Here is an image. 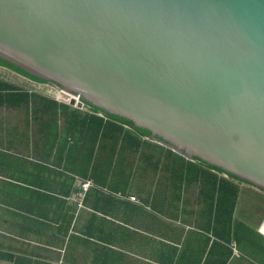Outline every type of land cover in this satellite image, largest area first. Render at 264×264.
Instances as JSON below:
<instances>
[{
    "label": "water",
    "instance_id": "obj_1",
    "mask_svg": "<svg viewBox=\"0 0 264 264\" xmlns=\"http://www.w3.org/2000/svg\"><path fill=\"white\" fill-rule=\"evenodd\" d=\"M0 58L264 192V0H0Z\"/></svg>",
    "mask_w": 264,
    "mask_h": 264
},
{
    "label": "crops",
    "instance_id": "obj_2",
    "mask_svg": "<svg viewBox=\"0 0 264 264\" xmlns=\"http://www.w3.org/2000/svg\"><path fill=\"white\" fill-rule=\"evenodd\" d=\"M0 76L32 96L5 92L0 103V264H264L263 191L242 183L234 211H220L226 191L119 171L113 141L97 152L93 181L65 139L57 89Z\"/></svg>",
    "mask_w": 264,
    "mask_h": 264
},
{
    "label": "trees",
    "instance_id": "obj_3",
    "mask_svg": "<svg viewBox=\"0 0 264 264\" xmlns=\"http://www.w3.org/2000/svg\"><path fill=\"white\" fill-rule=\"evenodd\" d=\"M0 67L34 82L50 85L48 81L38 78L2 58H0ZM13 91L24 93L26 103L32 97L23 87H18L0 76V103L5 99V92ZM54 104L65 114V139L69 143L72 142V149L76 152L74 156L78 162L86 160L88 178H92L93 181H96L92 167L98 157L97 152L103 150V146L105 148V145L113 141L109 163L114 166L115 163L120 164L119 171L152 173V183L156 186L161 185L164 177V186H189L194 183L199 187L213 186L215 191L216 189L221 192L226 191L227 196L222 197L220 211L231 205L233 212L239 194V185L243 183L252 186L200 159L195 158L193 161H189L186 157L180 156L166 147L150 142L152 136L148 130L135 127L128 120L110 115L87 102L83 109L72 107L64 102L56 101ZM157 141L161 142V139L157 138ZM211 172L217 175L214 176ZM218 174L223 175L224 178H219ZM213 178L214 183H212ZM230 215L232 219V213Z\"/></svg>",
    "mask_w": 264,
    "mask_h": 264
},
{
    "label": "built area",
    "instance_id": "obj_4",
    "mask_svg": "<svg viewBox=\"0 0 264 264\" xmlns=\"http://www.w3.org/2000/svg\"><path fill=\"white\" fill-rule=\"evenodd\" d=\"M92 186V181H84L81 183L80 188L81 190L78 193V205L82 207V201L86 195L87 190Z\"/></svg>",
    "mask_w": 264,
    "mask_h": 264
},
{
    "label": "rangeland",
    "instance_id": "obj_5",
    "mask_svg": "<svg viewBox=\"0 0 264 264\" xmlns=\"http://www.w3.org/2000/svg\"><path fill=\"white\" fill-rule=\"evenodd\" d=\"M56 93H57V97L59 98L60 95H59V90L58 89L56 90Z\"/></svg>",
    "mask_w": 264,
    "mask_h": 264
}]
</instances>
